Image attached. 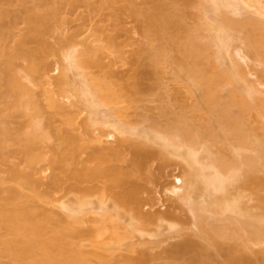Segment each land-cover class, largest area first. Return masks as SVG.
<instances>
[{
    "label": "bare ground",
    "instance_id": "6f19581e",
    "mask_svg": "<svg viewBox=\"0 0 264 264\" xmlns=\"http://www.w3.org/2000/svg\"><path fill=\"white\" fill-rule=\"evenodd\" d=\"M75 1H83L88 5L91 3V0H69L67 4ZM62 6V3L53 0H0V264L145 263L150 259L149 256H153L149 252L141 253L138 258H124L122 261L105 259L96 253L86 252L74 238L82 233L79 224L83 215L91 210L99 208L103 211V219L96 228L98 233L105 229L102 224L106 220L113 217L117 218L114 221H118L122 217L120 211V217L109 213L111 209L109 203L106 204L107 197H97L98 208L95 205L92 207L94 200L91 197L85 198V195L92 194V190L94 192L97 188L95 186L93 189L94 183L92 189L88 188L94 181L91 178H97L96 182L101 176V180L103 176L111 178L114 183L112 187L119 189L112 193L111 204L114 205L111 207L116 210L125 205L129 207V216H126L130 228L127 224V228L119 231L118 225L114 224L112 233L115 240H129L133 232L143 236L147 234L150 238L163 235L162 228L165 225L169 229H175L177 224L172 222L173 210H144L143 199L136 195L137 186L132 179L142 165H145L148 156L158 154L166 159L167 152L176 156L177 160L179 158V164L176 163L182 169L179 174H172L174 180L167 182L171 183L170 186L165 185L166 191L173 195H170L171 198L167 196L171 199H168L169 203L175 205L173 209L187 206L186 210L191 217L190 227L195 228V232L189 237L167 248V253L189 254L192 251L190 256L194 253L195 258L192 254L190 259L194 258L192 261L195 264H264V248L257 253L259 262L241 255L252 244L264 242V198L256 192L258 204L250 205L249 201L253 198L244 192L251 183H256V186L263 183L258 172L264 170V82H259V78L256 79L257 83L251 80L249 74L255 75L257 72L246 69L243 64L248 68H252V62L264 64V0H143L140 4L135 0H103L97 7L98 10L111 9L116 19H120L126 12L137 18L144 42L131 52L116 44L114 37L109 39L107 46H89L76 42L78 34L62 39L65 46L62 50L53 49L47 43L45 34L54 29L56 21L63 19ZM190 14L196 18L195 23H189ZM51 53L60 56L55 67L58 75L54 80L49 75L44 82L45 99L54 110L53 113L37 101L33 88L51 70V63L47 59ZM109 55L118 59L128 58L133 71L130 73L129 68L125 74L122 70L123 74L114 71L113 59L111 62L104 61ZM167 63L169 66L163 68ZM168 67H172V71ZM162 68L166 71L168 68L170 74L174 71L175 78L169 76L172 80L187 81V86L191 82V91L199 89L196 97L200 95V98L197 97L195 102L200 101L199 108L210 115L212 120L203 123L204 126L200 125L199 129L195 128L193 117L190 120L186 116L188 113L192 114L190 106H196L188 104L186 100L187 105L184 101V105L177 101V108H173L185 107L186 112L185 109H179L184 114L178 113L179 111L176 117L169 114L171 111L174 114L176 112L167 107L171 105H168L171 103L167 99L168 92L152 85L153 81L169 85V77L167 83L160 81L161 79L155 80L163 76L160 74L166 73ZM166 75L164 78L167 79ZM151 76L154 79L149 84ZM147 78L149 82L146 80V84ZM147 90L153 92L154 96L155 92L159 94V97L156 95L158 98L155 97L159 102L163 98L161 102L164 100L162 103H165V107L160 108L162 115L163 112L170 117L172 115L173 121L170 123V119L166 121V118L165 125L163 120L165 127L158 123L157 128L154 125L156 121L151 125L155 118L149 119L150 122L147 123L149 120L140 113V107L133 112L134 107H144V104L142 98L141 101L139 99L141 96L135 101L131 100V96L137 97L138 93L141 95ZM163 92L166 93L163 94L164 97ZM172 97L175 99L176 95H171V100ZM156 99L152 101L155 102ZM123 102L130 106L134 102L139 104L130 108L125 103L123 106ZM77 105L80 108L75 109L79 107ZM124 109H132V112L127 111L131 114L140 109L135 115L140 114L143 120L138 122L136 117L134 121L135 116L127 115ZM194 111L193 109L192 112ZM81 112L85 118L78 115ZM159 112L154 115L159 117ZM149 113L148 111L147 115ZM250 113L257 115L255 120L260 123H256L258 126L254 124L255 126L249 127L247 121L251 122ZM55 114L62 115V123L69 127L57 129L60 145L54 150L55 156L43 168V171H52L46 196L36 188L37 170L46 155L42 142L49 138L48 132L53 128ZM38 115L47 118L46 124L34 121ZM76 118L83 121L77 123ZM77 124L82 125L84 131H79L81 134L78 133L79 126L76 129L73 127ZM96 124L107 129L92 127ZM94 129L99 130V133L90 134ZM82 132L93 137L92 139L96 136L95 142H103L105 139L102 136L106 135L103 137L117 140V145L104 146V141L96 144L97 146L94 144V147L93 144L92 147L90 144L86 146L83 141L88 138L83 140ZM152 143H156L159 149L151 148ZM217 144L219 146L216 150L214 147ZM85 147H90V150L92 148L91 152ZM124 150H129L128 153L131 151V157H128L130 159H124L127 156L121 153H126ZM80 151H87L83 160H78L77 154ZM92 161L94 163L91 165ZM68 163L76 165L67 169ZM60 172L67 173L76 181L67 187V193L51 197L53 191L63 187ZM260 178L264 180V177ZM88 179L92 182L88 183ZM248 182L250 183L246 187L245 183ZM87 183L89 186L85 187ZM75 190L81 194L83 192V195L86 193L85 197L78 194V197L72 199L68 196L69 191L71 193ZM35 198H46L48 202L59 203V208L69 211L68 216L72 220L56 211L40 213L33 204ZM166 234L170 235L168 231ZM193 234L205 242L196 241ZM228 239H235L233 242L236 245L228 244ZM128 244L133 248L132 243ZM209 245L211 250L216 249L219 255H224L221 262H208L211 258ZM95 258L98 263L94 261Z\"/></svg>",
    "mask_w": 264,
    "mask_h": 264
},
{
    "label": "rangeland",
    "instance_id": "374dc122",
    "mask_svg": "<svg viewBox=\"0 0 264 264\" xmlns=\"http://www.w3.org/2000/svg\"><path fill=\"white\" fill-rule=\"evenodd\" d=\"M53 1L63 4L62 9H61V15L63 16V19L62 20L60 19L59 21H56L55 24H54V29L52 31L47 32L45 34V39H46L47 43L53 49H55V50H59L60 51L63 48H65L64 42L62 41V39L66 38V37H69V36H71L73 34H78L77 37H76V42L77 41H80V42H83L84 44L89 45V46H107L110 43V40L109 39H111L112 37H114L115 38V41H116V44L120 45L121 47H123L128 52H131L133 49H135L136 47H138L139 45H141L144 42V36H143V34H142L141 30H140L139 23L137 22V18L134 15H132L130 12L123 13V15L121 16L120 19H116L112 15V10L111 9H103L102 11H100V9L99 10L97 9V7H99L101 5V3H102L103 0H91V3L89 5L86 4L83 1H75V2H73V4H67V1H69V0H53ZM142 1L143 0H135V2L136 3H139V4L142 3ZM190 11H192V9ZM193 13H195V12H193ZM190 15H191L190 18L188 17L189 18L188 20H190L189 23H191V24L192 23H195L196 18L195 17H192V14H190ZM237 43H239V41ZM65 44H66V42H65ZM82 47H83V45L81 44L80 45V48H82ZM59 58H60V56L58 54H56V53L55 54H52L51 53V54L48 55L47 59L51 63V70L48 72V74H46V75H44L42 77L43 80H41V82L39 84H35L33 86L37 101L42 106H44L47 111H52V113H53L54 110L51 109L48 106L47 100L45 99V94L44 93H45L46 84L44 85V82L46 81V79H48V76L49 75H51L53 77V80H54V77L58 75V71H57V69L55 67L57 66L56 61ZM112 59L115 62V64H114V69L115 70L114 71L120 72L121 74H123L122 72H124V74H125V71H128L129 69H131L130 70V73L133 71L132 70L133 68H131V66H132L131 63L128 62V58H126V59H118L114 55H109L108 57H105L104 58V61H108L109 62ZM114 62H112V63H114ZM112 63H110V64H112ZM242 63H243V61H242ZM243 64H244V67L246 69H248V70L251 69L252 72L255 71V72H257L259 74V75L257 73H255V75H250L249 74V77H250L251 80H253V81H255L257 83L258 81H256V79L259 78V82H264V64L260 65V64H257L256 62H254V63L252 62L251 63L252 64V68L251 67L248 68L245 63H243ZM167 66H169L168 63H167V65L163 66V68H165ZM53 67L55 69H53ZM172 67H170V68L168 67V68L172 71V69L174 68V67L173 68ZM168 68H167V70L169 71ZM94 70H96V69H94ZM120 70H122V72ZM163 70L166 71V69H163ZM164 71H162V72H164ZM168 71H166V73L164 72L163 74H160V75H163V76H161V77H159L158 79H155V80L159 81V79H161L160 81H162L164 83L165 82L167 83V80H168V77L169 76L171 78H172V76H173V78H175V75H173L174 74L173 73L174 71L171 74L169 73L171 71H169V72ZM167 72L170 75H168ZM126 73L129 74V72H126ZM260 74H261V77H260ZM72 75H73V73H72ZM164 75L167 76V79H166V77L164 78ZM74 76H77V75L74 74ZM170 77H169V80L170 81H168L169 82V85L166 84L167 87H165L166 86L165 84L162 85L163 83L161 84L159 82V84H158V82H156V81H155V83H154V81L152 82L151 80L154 79L152 76L149 77V79L151 78L150 79V82H149V80L147 78V79H145V83L147 84V82H149V84H151V82H152V85H154V88H155V86H157V88H160L159 90L165 91V92L167 91L168 92L169 95H167L168 98L167 97L166 98L169 99V102H171V103L168 102L169 103L168 105H170V104L171 105L170 106H167V107L171 108V110L173 108H177V104H176L177 101L181 102L180 105H182V104L184 105L185 100H186V102L188 104H193V106H196V107H193L192 108V106L189 105L190 106V109H192L191 110V113L192 114L190 115V113H188V115L186 114L187 115L186 117L189 116L190 117V120L193 117L192 119H194L195 121L192 120V122H194L193 125L195 126V128H197V129L201 128L200 125L202 126L203 123L205 124L206 122H209L208 120L211 119V118H209L210 115H208L206 112L202 111L201 108H199L198 103L200 101L197 100L198 103L195 102V100L197 99V97L200 98V95L196 97V95H198L197 93H199V91H197V90H199V89H197L195 91V88H194V91H191L190 90L191 88L193 90V87H191V85H190L191 82L188 83L190 85V89H189V85L187 86V81H183V82H186V83H183V82H180L179 79H178V81H177V79L176 80H174V79L172 80ZM162 78H164L166 81L165 80L163 81ZM146 80H147V82H146ZM156 84H158V85H156ZM160 84L162 86H159ZM259 86H260V84H259ZM224 91L225 90H223V94H224ZM145 92H146L147 95L145 94ZM145 92H144V94H141V95H140V93H138L139 94L138 96L136 94L135 96H137V97H134V95L131 96L132 98L134 97V99L131 98V100H134V101L135 100H139V99L141 101V98H142V103L144 104V107H141L143 105H141V106L140 105L139 106L136 105L137 102H134L133 105L131 104V106L128 105V103L126 104L125 102H123V106L128 105V107L130 106V108H132V106H134V104H135L138 107H134L133 108L134 110H135V108L137 109V108L140 107L141 108L140 113H142L143 115H145V117L148 118V119L146 118L147 120H149V119L152 120L153 118H155L154 120L151 121V125H152V122L153 121L154 122L155 121L157 122V120L159 118L160 119L158 120V122L157 123L155 122V124L154 123L153 124L156 125V127H157V124L160 123V126H161V124H162V122L164 120V123L166 125L167 124L166 121H168V119H170L168 121V123H170V121H173V119H171V117H172V115H175V117H176L177 111H179L178 113H182V114H184V112H186L185 107L180 106V107H178V109H173L176 112L175 114L174 113H171L172 111L169 113V114H172L171 117H170V115L168 113H166L168 115H165V113L163 112V114L165 115L164 116V115H162V112L160 110L161 107H165L164 106L165 103L164 104L162 103V102H164V100L161 102V99H163V98H161L160 99V102H159V100H157L155 98L159 94L157 95V93L155 92V94L157 96L156 95L154 96L153 95V92H151L150 90L149 91L147 90ZM147 92H149V93H147ZM150 92L152 94H150ZM163 94L166 95V93L163 92L162 93V96H163ZM200 94H201V92H200ZM225 94H226V92H225ZM171 95H174V96L176 95V98L174 99L172 97V100H171ZM138 97H140V98L137 99ZM143 97H144V100H143ZM145 99H146V101H145ZM147 99L149 101H147ZM152 99H156L155 102H154V100L152 101ZM150 100L152 102H150ZM140 101H138V102H140ZM165 101H166V99H165ZM182 101H184V103ZM64 102H67V100H65ZM126 102H128V101H126ZM179 102H177V103L179 104ZM124 103H125V105H124ZM130 103H132V102H130ZM142 103L140 102V104H142ZM161 103L163 104V106H161ZM78 104H80V103H78ZM137 104H139V103H137ZM145 104H147L146 105L147 108H145ZM120 105H121L120 107H122V103ZM174 105L176 107H174ZM77 106H79V105H77ZM148 107L150 109H148ZM155 107H156V109H155ZM181 107H183V109ZM71 108L74 109L75 107H71ZM78 108H80V106L77 107V108H75V109H78ZM143 108H145V113H143L144 112ZM126 109H128V108L126 107ZM146 109H148V111L150 112L149 115H147L148 114V111ZM179 109L180 110H184L185 109V111L184 112H181ZM193 109L195 110L194 112L196 114L194 112H192ZM139 110L137 111V113L139 112ZM124 111H125V109H124ZM127 111H129V110H127ZM127 111H125V112H127ZM132 111L133 110L130 109L129 112H132ZM187 111H189V110L187 109ZM129 112H127L126 114L127 115L130 114L129 116H131V117L134 115L135 116V117L133 116L134 117V119H133L134 121L136 120V117H138V120H139V121L137 120L138 122H140V120H143V119H141L142 116H140V114L138 116V115H135L137 113H134V114L132 113L131 114ZM133 112H136V110L133 111ZM158 112H159V115H160L159 117H157L156 115H154L156 113L158 114ZM82 114H83V116H82ZM82 114H78V115H80V117L85 118L84 117V113H82ZM250 114L251 115L250 116L248 115V116L251 119L248 117V120L250 119L251 122L253 123V125H251L252 123L250 121L249 122L251 124L247 121V123L249 124V127L251 128L252 126H255L257 124H260L259 122H257V120H255L257 118V115H254V113L253 114L250 113ZM85 115H86V111H85ZM150 115H152V116L150 117ZM153 115H154V117H153ZM178 115L179 114H177V116ZM161 116H164V117H161ZM200 117L202 119H200ZM166 118H167V120L165 121ZM77 119H78V121H77ZM80 120L81 119L76 118L77 123ZM34 121H41L42 123L46 124V122L48 120H47V118L45 116H41V115L39 116L38 115V116L35 117ZM81 121H83V120H81ZM148 122H150V120L147 121V123ZM164 123L162 124L163 126H161V127H165ZM82 124H84V123H82ZM204 124H203V126H204ZM65 126L66 125H64L62 123V115L55 114L54 117H53V128L51 127V130L49 132H48V129H47L49 138L42 142V149H43V151L46 154V155H44V157L46 159L44 158L42 160V162H40L39 165H38V170H37L38 171V173H37L38 180H37V183H36V188H37V190L40 193H43L44 195H46L45 194L46 191L49 190L48 184L50 182V177H51L50 174L52 173V171L50 169H48L46 171H43V168L45 167V165H47L50 162V159H52L55 156L54 150L57 149L59 147V145H60V140L58 139L57 129L58 128L63 129V127L65 128ZM76 126H79L78 133H79V131L83 130L81 124L74 125L73 126V127H75L74 129H76ZM97 126L100 128L101 125L100 126H99V124L92 125V127H96V129H97ZM66 127H69V126H66ZM73 127H72V129H73ZM101 127H103V126H101ZM91 128H89V129H91ZM103 128L105 129L106 127H103ZM92 131L93 130H91L89 133L90 134L91 133H99V130L96 131L94 129V131L93 132ZM75 132L77 133L76 130H75ZM79 134H81V132ZM88 134L85 135L82 132V139L83 138H85V139L88 138V140H89V142H88L87 139H86L87 141H83V142L86 143V146L87 145L89 146V144H90V147H92V146L94 147L96 144L102 142V141L101 142H95V139H96V136L95 135H97V134H93L95 136L94 139H92L93 137L92 138L89 137L90 135L88 136ZM103 136L105 137L106 135H103ZM103 136H102V138L105 139L104 141H106L105 143H104V141L102 142V143H104V146L107 145V144H111V146H112V144H114V146L117 145V140L116 141H115V139H112L111 140L108 137H106V138H108V139H106ZM120 136H118V137H120ZM107 140L110 143H108ZM80 142L82 143L81 140H80ZM150 144H151V142H149V145ZM152 144L153 145L155 144V146L151 145L152 146L151 148L159 149V146L156 145V143H152ZM99 145H102V144H99ZM107 146H110V145H107ZM218 146L219 145L217 144V146H215L214 148L216 149ZM60 147L62 148V145ZM89 148L85 147L86 150L89 149ZM123 149H125V148H123ZM83 150H84V148H83ZM91 150H92V148H91ZM91 150L89 149L88 152L89 151L91 152ZM125 151L126 150H124V152ZM128 151L129 150H127L126 153L121 152L124 155L127 154V156H124L123 155L124 157H126V158H124L126 160H127L128 157H131V154H130L131 151L129 153H128ZM81 152L82 151H80L79 154H77V156L79 157L78 160H80V159L83 160V157L85 158V156H87V151L85 153L84 152L81 153ZM167 154L168 155L170 154V157ZM167 154H166V159L163 158V157H161L160 154H159L160 156H158V154L157 155L154 154L153 156L151 155L150 157L148 156L146 163L144 162L145 165H142L143 167L140 168L139 171L135 175H133L132 179L134 180L133 181L134 183L133 182L132 183L133 184L136 183L137 190L135 191V193H136V195L138 194V197L139 196L142 197V199H143L142 201L144 203V206L143 207H144V210L145 211H148V210L152 211V210H159V209L162 210V211L173 210V213H174L173 221H172V219H170V221H172L173 223L177 224V226L175 228L176 230L175 229H169L165 225L163 228L160 227V228L164 229L163 235L162 234L161 235L160 234L159 235L156 234L157 236H153L152 237L153 240H152V238H150L151 236H148L147 234H145L143 236V235H141L138 232H133L134 235L131 233L132 237H130L129 240L127 239L126 241H122V242H120L118 240H115L114 235L112 233V226L114 224L115 225H118V230L119 231H123L125 227L127 228L126 225L129 222L128 221L129 220L128 219L129 213H127V211L129 212V207L125 205V206H123L119 210H116L115 208H112L113 205H114V204H111V203H113V198H112L113 194L112 193H113V191L115 192V191H117L119 189L117 187H112V184H114V183L112 182L113 180L111 181V178L108 179V178H105L103 176L104 179L102 178V180H101V177H102L101 176L100 179H98L99 181H96V182H94V181L97 178L96 179L91 178V180H94L93 182L91 181L92 183L90 182L89 179H88L89 181L87 180L88 183L90 182L91 184H90V187H88L89 185L87 183V185H85V187L87 186L89 189L90 188L92 189L93 188L92 187L93 183H94V185H93L94 188L93 189H95V186H97V188H96V190H94V192L92 190V194L89 193L90 195L89 194L85 195L86 193H84V195L86 196L85 197L83 195V192L81 194L80 192L79 193L77 192L78 190L77 191L75 190V192H71V193L69 191L68 192V196H71V198L72 197L75 198L78 194H81V195H78V196H80V197L83 196V197L88 198V199H91L92 198L91 200H94L92 207L94 205H95V207H97L99 199H101V198L103 199L104 197L105 198L107 197L105 199L106 201H108V202H106V204L109 203L108 206L111 209V211L109 210V213L111 212L112 215H113V213H115L114 215L116 217H120V215L122 214V217L121 218H118V221H114V220H117V218L116 219L115 218L113 219V217L111 218V220H113V221H111L110 219L106 220L107 222L105 224H102V225H104L105 229L103 231H101L100 233H98V232H96V228L100 224V221L103 219L102 218L103 217L102 216L103 215V211L100 210L98 207H97L98 209L93 208L96 211L95 210L94 211L91 210L87 214L83 215L82 221L79 224L80 228L82 229V231H81L82 233L79 234V235H77V237L74 238V241L77 242V243H79V244H81L82 248L86 252L94 253V254L96 253L97 255H99V257H102V258H105V259H113V260H117V261H122V259H124V258H138V257H140V254L141 253H143V252L146 251V252H149L150 254H152L153 256L152 257L149 256L150 259H147L148 261L146 260V262L143 263V264H190L191 261L195 258L194 253H192L194 255V258L193 259L192 258L190 259V257L192 256V254L190 256V253L192 251H190L189 254H188V252H187V254H185L186 252L185 253L184 252H180V253H177L176 255L173 254L174 256L173 255H170V253L169 254L167 253V248H170V246L173 243L181 242L186 237H189L193 232H195V228H192L194 226L190 227L191 221L189 219V217H190L189 216V212H188V210H186V207L187 206H185V207L183 206L184 209H183V207L182 208H179V207L176 208L175 207L173 209V207L175 205H173L172 202L169 203L170 200H171L170 199L171 198L170 195H172V194H170L168 191H166L167 190L166 187L167 186H170L171 183H167V182L169 180L170 181L171 180L173 181L174 180L173 179L174 176L172 178V174L173 175H175V173L179 174L180 173L179 171H181L182 169L180 170L179 169V166L177 165V163L179 164V162H180V161L177 162L179 160V158L177 160L176 159V156H174L170 152L169 153L167 152ZM119 159H120V157H119ZM128 159H130V158H128ZM77 162H79V161H77ZM90 163L92 165L94 162L92 161ZM73 164L76 165V163H73ZM73 164L72 163H68L67 166H66L67 169L68 168H72V167L74 168L75 166ZM80 164H81V162H80ZM175 168H176L177 171L175 170ZM167 175L168 176H171V177H168ZM258 175L260 177H264V170L263 169L261 171L259 170ZM60 176L63 178V183H62L63 184L62 185L63 187L60 188V190L53 191L51 193V197H54V196L55 197L56 196L59 197L60 195L64 194V192L67 193V191H68L67 187L71 183H73L74 181H76V180L72 179L70 176H68L67 173H65V172H60ZM260 177H259V179H261V181H263V183H264V180H262V178H260ZM83 183H85V182H83ZM163 183H165L164 186H163ZM249 183L250 182L245 183L246 187H248L247 184H249ZM261 183L262 182L259 183L260 185L257 184V186H256V183L255 184H252L251 183L249 185V187L247 188V190L244 191L247 195H251V197L253 198V199H251L249 201V204L250 205H257L258 204L257 203L258 202V200H257L258 198L256 196L257 193H258L259 196H262L264 198V184L262 183V185H261ZM240 184H242V183H240ZM98 185H99V187H98ZM165 185H167V186H165ZM163 187H165V188H163ZM243 187H244V184H243ZM79 191H81V190H79ZM65 196H67V195H65ZM99 196H101V197L99 198ZM167 196H169L170 198H168ZM156 197H158V198H156ZM66 198L68 199L70 197H66ZM168 199H170V200H168ZM33 204L36 206L37 210L40 213H43V212H45V213H52L51 211H56V212H59L60 214H62L64 216H66L70 221L72 220V217L68 216V212L69 211L67 212L66 209H64L65 210L64 211L63 208L62 209L59 208V206H60L59 203H56V202H48L46 198H42V199L35 198L34 201H33ZM168 206H169V209H167ZM171 206H172V208H171ZM119 211H120L121 214L119 213ZM99 212H100L101 216H100ZM116 212H118L117 213L118 215H116ZM127 214H128V216H126ZM178 224H179V226H178ZM128 226H129V224H128ZM129 228H130V226H129ZM149 228L155 229V227H152V226H149ZM177 228H179V229H177ZM171 230L172 231L175 230L176 232L175 231L172 232ZM167 231H168V233H170V235L169 234H166ZM152 232H154V231H152ZM160 232H161V230H160ZM165 234H166V236H164ZM193 236H194V238H195L196 241H200L201 240V237H199L198 235H194L193 234ZM192 237H191V239H192ZM230 239H232V238H230ZM230 239L227 240V243L228 244L232 243L231 245H233V243H234L233 241L235 239H233V240H230ZM201 241L202 242H205V240L203 241V239ZM128 243H132L133 248H131ZM225 245H226V243H225ZM234 245H236V244L234 243ZM211 247H212V245H211ZM263 248H264V242L263 243H260V244H252L251 245V248H249L248 250H246L247 249L246 248L244 250V253L242 252L241 255L244 254V256L252 258L255 262H259L258 259H257V257H258L257 256V253H258V251H260ZM209 249H210V245H209ZM163 250H166V251L163 252ZM209 251L211 253V258L208 260V262L211 261L212 263L213 262L214 263H217V261L218 262H221L222 258H224L223 257L224 255H222V254L219 255L218 250L216 251V249L215 250L214 249H212V250L210 249ZM94 261H96V263L99 262L96 258H95ZM223 261H224V259H223ZM192 263L195 264V261H192Z\"/></svg>",
    "mask_w": 264,
    "mask_h": 264
}]
</instances>
